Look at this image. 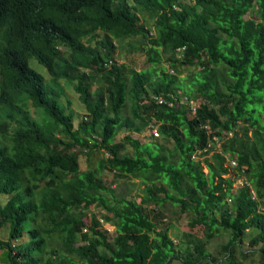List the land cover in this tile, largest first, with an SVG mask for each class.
I'll use <instances>...</instances> for the list:
<instances>
[{
	"label": "trees",
	"instance_id": "obj_1",
	"mask_svg": "<svg viewBox=\"0 0 264 264\" xmlns=\"http://www.w3.org/2000/svg\"><path fill=\"white\" fill-rule=\"evenodd\" d=\"M135 37L145 67L103 66ZM0 195L5 264H264V0H0ZM168 204L202 237L158 227Z\"/></svg>",
	"mask_w": 264,
	"mask_h": 264
},
{
	"label": "rangeland",
	"instance_id": "obj_2",
	"mask_svg": "<svg viewBox=\"0 0 264 264\" xmlns=\"http://www.w3.org/2000/svg\"><path fill=\"white\" fill-rule=\"evenodd\" d=\"M143 16H140L141 18L138 20V23L144 24L149 26V28L153 31L154 33V26H153V18H151L150 15L147 13L141 14ZM248 17V15H246ZM139 37H135L133 39H126L118 48L116 47L114 50L113 58L116 60L118 63H123L129 68H134L135 70H140L141 68L145 67V55L144 52H140L133 47H130L128 44L132 43L135 44L139 42ZM141 45V44H140ZM139 46V43L136 45ZM29 64L32 68H34L36 71L40 72L43 74L46 70L44 67L36 62L35 59H30ZM166 65V64H165ZM186 69L182 70L180 72V76H184L186 74ZM46 78H48V74H44ZM94 88V86H93ZM67 99H69L70 106L73 109L74 112V119L73 122L74 124L77 123V121L81 118V115L84 114L85 109L84 106L80 103L78 99V95L73 91L72 87H67ZM184 99V97L182 98ZM181 99V101H182ZM183 102V101H182ZM192 104V103H191ZM30 109L32 110V106L30 105ZM128 113V111H126ZM137 126L131 130L129 129L128 131L132 136L137 137L141 139V141L145 140V138L150 137L148 134V130H150L153 127H158L157 123L154 121H149L148 123H137ZM127 130L125 132H128ZM125 132L120 131L117 136L116 140H121L122 136L124 135ZM156 138H159V136H155ZM126 151L131 152V147L126 146L125 148ZM95 155L101 156L102 153L96 152ZM97 157V156H96ZM96 157H92L90 160L92 165H94V161ZM79 166L82 169H85L88 166L87 159H85L84 156L79 155ZM103 174L106 175V178L108 181L112 179V173L104 170ZM136 181V180H135ZM137 182V181H136ZM239 183V182H237ZM124 181L123 179H119L118 181L113 184V186H116L117 189H122V191L127 190V188H123L124 186ZM137 185H133L132 192L134 195L138 193V189L136 188ZM4 195H0V199L3 201L4 200ZM94 212L97 216L98 211L96 206H91L87 210V215L85 216V221H89L90 217L92 215L91 212ZM178 220H180L178 222ZM168 225V234L169 236L176 242L177 245H179L181 248H185L189 243L191 244V239L196 238V237H202V228L200 226L195 227L194 229L186 230L187 226L185 224V216L183 214H180L178 212V208L175 206H170L169 204L164 210V217L162 219V222H158V227L163 228ZM100 231H103L105 234H107L108 238L111 239L113 231H114V226L107 224L105 221H102L100 226L97 228ZM0 236L1 238L5 239L7 237V228L2 227L0 229ZM191 236H194L191 238ZM228 233H220L215 235L213 238H211L207 244V250L215 257H219L220 255L223 254V251L221 249V245L224 244L228 240ZM246 243L244 244V248H246ZM179 247V248H180ZM258 256L257 255H252L246 260L245 264H252L253 261L257 260ZM7 260V254L5 253L4 250H0V264H5Z\"/></svg>",
	"mask_w": 264,
	"mask_h": 264
},
{
	"label": "clouds",
	"instance_id": "obj_3",
	"mask_svg": "<svg viewBox=\"0 0 264 264\" xmlns=\"http://www.w3.org/2000/svg\"><path fill=\"white\" fill-rule=\"evenodd\" d=\"M57 47V49L58 50H62L63 51V53L64 54H69V52H70V49L68 48V47H65V46H62V45H57L56 46ZM114 54V53H113ZM30 59H35V58H30ZM30 59H29V61H30ZM36 60V59H35ZM28 61V62H29ZM113 61H116V60H114V58H113V55H112V58H107V59H105L102 63H103V66L105 67V68H110V66L113 64ZM36 62L38 63V64H40L37 60H36ZM117 62V61H116ZM118 63V62H117ZM40 65H42V64H40ZM43 66V65H42ZM29 67L31 68V69H33V70H35L34 68H32L31 66H30V64H29ZM44 67V66H43ZM44 69L46 70L45 72H43V77L47 80V79H49L50 78V76H49V74H48V72H47V69L44 67ZM81 69H83V68H81ZM36 71V70H35ZM38 72V71H37ZM38 73H40V72H38ZM48 74V78H46L45 77V75L44 74ZM41 74V73H40ZM61 82L64 84V86H65V88H66V91H67V87H72L70 84L69 85H66L64 82H63V80L61 79ZM76 93V92H75ZM77 94V93H76ZM78 95V94H77ZM159 101L161 102V101H163V99L162 98H160L159 99ZM81 103V102H80ZM82 104V103H81ZM83 105V104H82ZM192 111H194V109L192 108ZM152 129H156L157 130V128L156 127H153V128H151L150 129V131H151V133L153 134V132H152ZM158 131V130H157ZM154 135V134H153ZM154 136H159V133H158V135H154ZM104 152V154L105 155H107V153H105L106 151H103ZM231 160H233V159H231ZM231 160H229L228 161V163H229V165L231 166V164H230V162H231ZM236 166V165H235ZM231 167H234V166H231ZM240 183V182H239ZM98 220H99V223L101 224V222L102 221H104L102 218H98ZM86 228H88V227H84L83 228V231H86ZM1 237V236H0Z\"/></svg>",
	"mask_w": 264,
	"mask_h": 264
},
{
	"label": "built area",
	"instance_id": "obj_4",
	"mask_svg": "<svg viewBox=\"0 0 264 264\" xmlns=\"http://www.w3.org/2000/svg\"><path fill=\"white\" fill-rule=\"evenodd\" d=\"M152 132L154 135H158V131L156 129H152ZM230 164L231 166H235L236 165L235 160H231Z\"/></svg>",
	"mask_w": 264,
	"mask_h": 264
}]
</instances>
